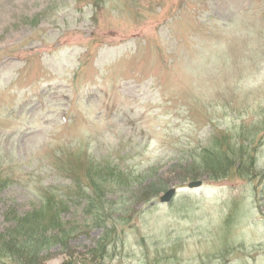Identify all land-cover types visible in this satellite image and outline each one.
Returning <instances> with one entry per match:
<instances>
[{"label":"rangeland","instance_id":"1","mask_svg":"<svg viewBox=\"0 0 264 264\" xmlns=\"http://www.w3.org/2000/svg\"><path fill=\"white\" fill-rule=\"evenodd\" d=\"M243 131L254 179L193 175ZM52 196L37 264H264V0H0V246Z\"/></svg>","mask_w":264,"mask_h":264},{"label":"trees","instance_id":"2","mask_svg":"<svg viewBox=\"0 0 264 264\" xmlns=\"http://www.w3.org/2000/svg\"><path fill=\"white\" fill-rule=\"evenodd\" d=\"M246 135L247 131H243L239 139L236 140L239 142H235L234 147H224V144L220 142L221 140H218L214 143V147L210 145L203 147L198 154L191 155L192 159L189 165L192 167L191 171H193V175H207L209 180H225L230 177L236 178L237 175L242 179L255 178L256 159L254 150L256 144L259 145L260 142L254 143L256 136L249 134L252 136L254 144L252 145L253 148H248V142L245 138L250 139V137ZM237 145H242V147L238 148ZM94 170L96 173L100 169ZM114 176L115 177H112V179L116 180L118 186L123 184V178L119 177L117 174ZM134 181L136 183L138 180ZM94 184L97 185L88 186L91 191L87 197L88 207L96 204L94 202L95 197L100 196L101 199L104 198V191L108 188V185L102 187L103 185L101 186L98 183L94 182ZM150 185L151 184H149L147 188H149ZM109 188L114 189L115 186L113 185ZM44 204L46 207L43 209L35 210L20 217L18 219V226L7 230L3 234V245L0 246V258H16L18 256L19 259H23V262L25 261L26 264H37L41 258L42 252L47 249V247L59 244L61 241L69 238H62L58 233L54 235L53 231L62 226V215L63 210L67 207V201L59 199V196H52L46 198ZM93 207L98 208L97 205ZM47 209H53L52 214L46 215ZM46 217H48V219H46ZM99 221V219L95 220L96 223H100ZM50 230L51 232L48 234ZM66 234L69 236L70 231H66ZM9 245L17 247V249L10 248ZM15 253H17L16 257Z\"/></svg>","mask_w":264,"mask_h":264},{"label":"water","instance_id":"3","mask_svg":"<svg viewBox=\"0 0 264 264\" xmlns=\"http://www.w3.org/2000/svg\"><path fill=\"white\" fill-rule=\"evenodd\" d=\"M204 184V180L203 179H196V180H192L187 184V187L189 190H195V189H199L203 186ZM179 193V189H177L176 187H171L169 189H167L164 194H162L159 198V200L157 201H153L151 202V205L154 204H168L170 203L175 197L176 195Z\"/></svg>","mask_w":264,"mask_h":264}]
</instances>
